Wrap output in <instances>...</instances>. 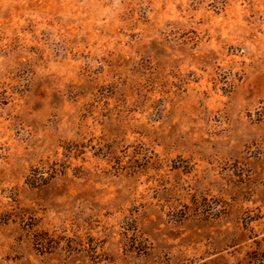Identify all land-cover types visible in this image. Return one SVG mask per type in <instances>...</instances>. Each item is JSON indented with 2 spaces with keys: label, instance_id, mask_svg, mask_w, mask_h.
Returning a JSON list of instances; mask_svg holds the SVG:
<instances>
[{
  "label": "rangeland",
  "instance_id": "1",
  "mask_svg": "<svg viewBox=\"0 0 264 264\" xmlns=\"http://www.w3.org/2000/svg\"><path fill=\"white\" fill-rule=\"evenodd\" d=\"M0 264H264V0H0Z\"/></svg>",
  "mask_w": 264,
  "mask_h": 264
}]
</instances>
